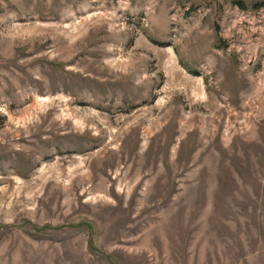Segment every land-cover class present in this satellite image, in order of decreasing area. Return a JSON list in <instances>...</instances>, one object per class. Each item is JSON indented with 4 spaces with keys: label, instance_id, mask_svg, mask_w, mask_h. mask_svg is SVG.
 I'll return each mask as SVG.
<instances>
[{
    "label": "rangeland",
    "instance_id": "rangeland-1",
    "mask_svg": "<svg viewBox=\"0 0 264 264\" xmlns=\"http://www.w3.org/2000/svg\"><path fill=\"white\" fill-rule=\"evenodd\" d=\"M235 1L0 0V264H264V0Z\"/></svg>",
    "mask_w": 264,
    "mask_h": 264
},
{
    "label": "trees",
    "instance_id": "trees-1",
    "mask_svg": "<svg viewBox=\"0 0 264 264\" xmlns=\"http://www.w3.org/2000/svg\"><path fill=\"white\" fill-rule=\"evenodd\" d=\"M234 5L235 6H238L239 8H241L243 10H246L248 8V6L245 4V2L244 1H241V0L235 1L234 2ZM254 8H259V6H255Z\"/></svg>",
    "mask_w": 264,
    "mask_h": 264
}]
</instances>
